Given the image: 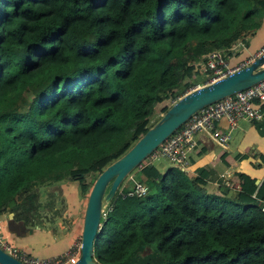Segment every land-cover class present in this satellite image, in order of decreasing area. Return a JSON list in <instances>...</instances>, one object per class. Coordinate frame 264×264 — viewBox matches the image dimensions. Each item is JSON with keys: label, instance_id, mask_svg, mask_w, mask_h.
<instances>
[{"label": "trees", "instance_id": "trees-1", "mask_svg": "<svg viewBox=\"0 0 264 264\" xmlns=\"http://www.w3.org/2000/svg\"><path fill=\"white\" fill-rule=\"evenodd\" d=\"M263 24L264 0H0V213L33 224L40 188L62 180L86 196L153 115L205 82L198 58ZM142 164L148 192L106 204L96 261L264 264V179Z\"/></svg>", "mask_w": 264, "mask_h": 264}, {"label": "crops", "instance_id": "crops-1", "mask_svg": "<svg viewBox=\"0 0 264 264\" xmlns=\"http://www.w3.org/2000/svg\"><path fill=\"white\" fill-rule=\"evenodd\" d=\"M248 39L227 55L231 65L248 61L260 52L264 47V24ZM206 77L203 78L204 83ZM260 107L261 118L238 120L236 128L231 131L227 147L218 144L206 132H197V145L191 152L189 168L194 169L200 165L212 166L219 174H225L235 184L238 183L236 173L244 172L255 177L260 183L264 179V132L259 131L255 122L264 121V101L261 102ZM217 126L223 131L228 130L224 118L217 122ZM159 162L162 164L157 162L155 164L161 172L171 165L163 159ZM52 186L51 189L55 190L54 195H49L51 189L40 194L42 205L33 224H24L21 220L13 219L14 212L13 216L9 212L0 213V235L27 252L39 256L61 252L72 242L77 241L81 236L85 194L80 192L78 183L74 180H62ZM45 203H49L52 208H45ZM54 210H57L56 214ZM49 212L51 215H48Z\"/></svg>", "mask_w": 264, "mask_h": 264}, {"label": "built area", "instance_id": "built-area-1", "mask_svg": "<svg viewBox=\"0 0 264 264\" xmlns=\"http://www.w3.org/2000/svg\"><path fill=\"white\" fill-rule=\"evenodd\" d=\"M243 45V41L238 39L228 48L232 51L237 45ZM264 51V47L258 54ZM258 54L252 56L250 60L243 61L237 65H231L227 57L228 53L224 48H216L203 54L204 66L201 68L207 75L206 83L217 80L226 74L248 64ZM196 83L190 89L200 86ZM176 99H172V103ZM264 101V78L258 82L240 89L232 94L214 100L197 111L193 112L177 129L170 133L157 147H155L142 162L154 163L162 159H167L171 165L181 168H189V158L191 152L197 145L196 134L199 131L206 132L218 144L227 147L232 129L236 128L238 120L247 118L257 120L262 117L261 102ZM226 119L228 130L223 131L218 128L217 122ZM142 162L139 166H143ZM128 175V176H127ZM127 180L133 185L117 188V194L122 196L144 195L148 192L149 186L145 181L136 179L133 174H127ZM123 180H126L125 178ZM122 182V181H121ZM227 185H232V181L225 175ZM111 206L108 208L110 209ZM264 211V205L262 207ZM106 211H102V216ZM0 247L26 264H70L80 252V238L70 244L65 250L49 255L39 256L29 254L24 248L10 242L0 235Z\"/></svg>", "mask_w": 264, "mask_h": 264}, {"label": "water", "instance_id": "water-1", "mask_svg": "<svg viewBox=\"0 0 264 264\" xmlns=\"http://www.w3.org/2000/svg\"><path fill=\"white\" fill-rule=\"evenodd\" d=\"M264 78V51L248 64L218 78L194 87L179 96L122 155L106 165L95 178L86 200L80 252L70 264H102L93 256L94 239L102 217L103 203L116 194L121 181L170 133L193 112L204 105ZM257 182V180H256ZM13 215V212H9ZM0 264H26L0 247Z\"/></svg>", "mask_w": 264, "mask_h": 264}, {"label": "rangeland", "instance_id": "rangeland-1", "mask_svg": "<svg viewBox=\"0 0 264 264\" xmlns=\"http://www.w3.org/2000/svg\"><path fill=\"white\" fill-rule=\"evenodd\" d=\"M180 51H178L177 53H179ZM203 61H204V58H203V56H201L200 58H198L197 59V61H196V64H201L202 65V67L204 66V64H203ZM201 67V68H202ZM207 75H206V73L204 72V71H202V69H201V72L199 73V74H197V75H195V77L197 78V80L198 81H202L203 80V78H205ZM165 103V102H164ZM165 105H166V103H165ZM170 105H168V107H169ZM167 107V108H168ZM166 108V109H167ZM165 109V110H166ZM165 110H163L162 112H160V113H157V114H155V115H153L152 117H151V123H155L158 119H159V117L161 116V114L165 111ZM247 119V118H246ZM235 129V128H234ZM233 130V129H232ZM163 161H165V162H167L168 160L167 159H163ZM157 163H159L160 165L162 164L161 162H159V161H156ZM156 162H154V163H156ZM169 162V161H168ZM168 166H170V165H168ZM166 170V169H165ZM164 170V171H165ZM130 174H133V176L136 178V179H139L138 177H140V175H139V173L137 172V166L133 169V170H131V172H130ZM128 176V175H127ZM127 176L125 177V179L126 180H122V182L120 183V187L121 186H124L125 188L126 187H128L129 185H133V184H131L132 182L131 181H128L127 180ZM87 177H88V179H89V177H91V173H88L87 174ZM71 180V179H70ZM140 180V179H139ZM76 181V180H75ZM61 182V181H60ZM57 184H59V182H57ZM53 184H51V185H44V186H42L41 188H40V190H39V192H40V194H42V193H44V192H46L47 190L49 191L53 186H52ZM57 189H58V187H57ZM48 194V193H47ZM87 196H88V194H86ZM117 195V190H116V194L111 198V200H109L108 202H104L103 203V210L104 211H106V204L107 203H111V201L115 198V196ZM87 196H85L86 198H85V205H86V200H87ZM10 204H12V203H10ZM11 206V205H10ZM85 210V209H84ZM84 210L82 211V217H83V214H84ZM11 212V211H10ZM48 215H51V212H49V214ZM13 216V215H12ZM10 241V240H9ZM11 242V241H10Z\"/></svg>", "mask_w": 264, "mask_h": 264}]
</instances>
